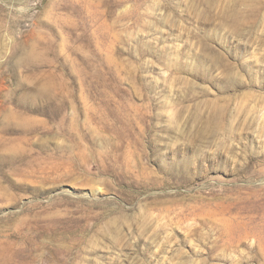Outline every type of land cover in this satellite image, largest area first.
I'll use <instances>...</instances> for the list:
<instances>
[{
    "label": "rangeland",
    "instance_id": "rangeland-1",
    "mask_svg": "<svg viewBox=\"0 0 264 264\" xmlns=\"http://www.w3.org/2000/svg\"><path fill=\"white\" fill-rule=\"evenodd\" d=\"M0 264H264V0H0Z\"/></svg>",
    "mask_w": 264,
    "mask_h": 264
},
{
    "label": "bare ground",
    "instance_id": "bare-ground-1",
    "mask_svg": "<svg viewBox=\"0 0 264 264\" xmlns=\"http://www.w3.org/2000/svg\"><path fill=\"white\" fill-rule=\"evenodd\" d=\"M33 229H34L35 231L37 230V228H36V227H34Z\"/></svg>",
    "mask_w": 264,
    "mask_h": 264
}]
</instances>
